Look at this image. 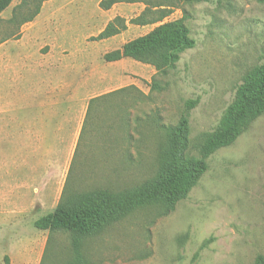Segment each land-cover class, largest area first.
<instances>
[{
    "label": "rangeland",
    "instance_id": "obj_1",
    "mask_svg": "<svg viewBox=\"0 0 264 264\" xmlns=\"http://www.w3.org/2000/svg\"><path fill=\"white\" fill-rule=\"evenodd\" d=\"M102 1L45 0L22 24L12 19L22 0L0 13V264L6 256L9 264H256L264 256V112L206 158L207 171L168 214L155 203L80 235L35 226L65 188L118 190L151 177L163 138L154 117L176 125L187 116L189 154L201 157L236 86L264 62V0H121L109 9ZM146 6L168 16L134 24ZM33 8L28 0L16 16ZM117 16L124 33L99 37ZM182 17L195 46L173 65L105 58ZM120 88L84 126L90 98Z\"/></svg>",
    "mask_w": 264,
    "mask_h": 264
},
{
    "label": "trees",
    "instance_id": "obj_2",
    "mask_svg": "<svg viewBox=\"0 0 264 264\" xmlns=\"http://www.w3.org/2000/svg\"><path fill=\"white\" fill-rule=\"evenodd\" d=\"M12 1L0 0V13ZM27 1L22 0L21 4L15 8L12 19L19 22V24L31 21L40 12L41 4L45 0H33L34 8L31 14L19 19L16 16L17 11L22 9ZM119 1L121 0H103L101 5L105 9H109ZM185 1L198 2L204 0ZM167 16L168 13L165 10L152 9L150 6H146L142 14L133 18L132 22L138 25L155 24L163 22ZM123 20L122 17L117 16L107 24L99 37L108 38L120 33L126 27ZM194 46L195 40L190 36V30L184 22V17H182L174 21L164 22L156 26L150 33L127 41L121 48L106 53L105 58L109 61H116L131 57L153 63L160 69L163 64L164 67L167 63L169 66L173 65L179 59L180 51ZM123 89L120 88L90 98L84 126L99 101L108 94L110 96L118 94ZM152 89H162L156 79H153ZM196 101L191 100L188 109ZM263 112L264 62L254 67L236 86L234 98L224 111L218 126L200 146L201 157L196 158L189 154L190 128L187 116H182L176 125L162 124L158 116L157 118L154 117L152 118L154 127L163 138L157 146L158 168L151 177L130 188L125 187L118 190L106 187L84 191H68L65 188L56 208L38 218L35 221V226L42 230H49L51 233L61 229L80 235L103 230L120 217L130 214L138 208H144L155 203L160 205L162 215L168 214L175 208L178 201L187 197L191 189L207 171L206 158L219 148L231 145L248 125ZM124 121L128 133L126 134L131 144L134 139L131 122L128 117L124 118ZM138 121L139 117L136 118V126L134 127V131L137 132L140 128V122ZM135 143H137V140ZM6 261L9 264L8 256H6ZM256 264H264L263 255L260 254L257 257Z\"/></svg>",
    "mask_w": 264,
    "mask_h": 264
},
{
    "label": "crops",
    "instance_id": "obj_3",
    "mask_svg": "<svg viewBox=\"0 0 264 264\" xmlns=\"http://www.w3.org/2000/svg\"><path fill=\"white\" fill-rule=\"evenodd\" d=\"M143 27H145V25H143ZM123 33H124V31H123L122 33H119V34H123ZM119 34H116V35H114V36H111V37H109V39H110V38H115V37L119 36ZM128 41H129V40H128ZM125 42H127V41H125ZM125 42H123V44H124ZM126 59H128V58L125 57V58H122V59L117 60V61H126ZM48 129H49V128H46V130H48ZM38 131H39V129H36V130H35L36 133H38ZM32 132H34V131H32Z\"/></svg>",
    "mask_w": 264,
    "mask_h": 264
}]
</instances>
